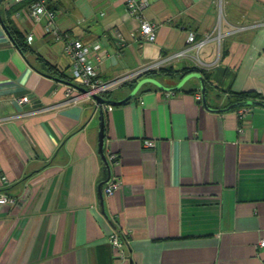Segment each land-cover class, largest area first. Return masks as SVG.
I'll use <instances>...</instances> for the list:
<instances>
[{"label":"crops","instance_id":"1","mask_svg":"<svg viewBox=\"0 0 264 264\" xmlns=\"http://www.w3.org/2000/svg\"><path fill=\"white\" fill-rule=\"evenodd\" d=\"M147 2L154 42L126 0L50 2L60 39L28 15L29 1L0 0V119L11 117L0 122V195L17 201L0 204V264H264V107L218 111L240 93L264 103V0ZM219 19L224 32L258 26L208 42L163 68L174 76H159L173 87L184 69L200 68L209 108L194 77L171 96L144 85L105 112L104 154L117 156L108 163L121 180L106 196L99 109L85 97L61 105L74 85L64 38L100 45L99 77L109 80L183 49L189 33L204 38ZM113 232L124 236V257L108 243Z\"/></svg>","mask_w":264,"mask_h":264},{"label":"built area","instance_id":"2","mask_svg":"<svg viewBox=\"0 0 264 264\" xmlns=\"http://www.w3.org/2000/svg\"><path fill=\"white\" fill-rule=\"evenodd\" d=\"M13 2H25L29 1V12L28 15L35 20L36 22H41L42 20L45 22V30L48 34L54 36V38L60 39L61 36L56 29V11L48 6V4L55 0H12ZM126 6L128 13L136 18L140 25V33L143 38L148 42H154L155 40V25L149 22L143 15L144 10L148 6L147 0H126ZM258 24H252L249 26H234L227 32L221 30V22L220 19L216 24L213 32L196 40V37L193 33H189L186 39V45L183 49L174 52L172 54L166 55L164 57L159 58L138 70L133 72H129L123 74L119 77L103 80L99 77V66L102 62V51L100 45H84L79 40L65 37V52L70 57L72 65H71V79L74 86H67L65 91V100L61 103V105H69L72 103H76L81 98H89L92 99V96L97 95L104 97L106 94H110L114 90L128 84L132 81H135L139 77L144 76L146 73L159 71L161 68H164L166 65L184 58L189 55L190 52L196 51L199 52L201 48H203L208 42L216 41L218 44L226 37L235 34L237 32H241L248 28H255ZM32 40L31 36L27 37V41L30 42ZM199 61V59H197ZM80 89L84 90L81 91ZM173 92H168L167 96L173 95ZM105 98V97H104ZM195 98L198 102L202 101L201 92L196 93ZM20 103L28 102V97H22L19 99ZM95 103V102H94ZM96 107H98L96 105ZM104 110H110V105H104ZM247 109L243 108L238 111V118L242 120L245 116ZM10 118H1L0 122H3ZM239 132H242V128H239ZM144 148L151 149L154 147L153 140H145L143 142ZM108 161L113 164H118L117 156L111 154L108 158ZM121 187V180L118 177H113L109 181V183L104 188V194L108 197L114 195V193L119 190ZM0 204L1 205H15L17 201L14 198H11L7 195H0ZM121 234L118 232H113L108 237V243L113 248H118L120 252V256L124 257L125 252L123 250V239ZM124 237V236H123ZM260 247H264V240H262L259 244Z\"/></svg>","mask_w":264,"mask_h":264},{"label":"water","instance_id":"3","mask_svg":"<svg viewBox=\"0 0 264 264\" xmlns=\"http://www.w3.org/2000/svg\"><path fill=\"white\" fill-rule=\"evenodd\" d=\"M197 78L200 82V90H201V95H202V104L205 108H209L208 102H207V98H206V85H205V80L204 77L201 73L199 72H192L189 73L187 75H184L180 81L173 87H166L164 86L162 83H160L157 79L151 78V77H145L141 80H139L135 86L133 87V89L131 90V92L122 100H111V99H107L101 96H97L94 95L92 96V100L95 102V105H97L98 107H96L97 109H99V133H98V154L100 155V158L102 160V162L104 163V166L107 170V175L106 178L104 180H102V182L100 183V189L104 184H108L109 181L111 180V175H110V166L109 163L105 157L104 154V127H105V110L103 108L104 105H110V106H116V105H121L123 103H126L128 101H130L132 98L135 97L136 94L139 93L141 87L145 84H152L154 86H156L157 88H159V90L164 91V92H178L182 89V87L184 86V84L186 83L187 80H189L190 78ZM55 80H59L62 81L60 79L54 78ZM69 86H73L76 87L72 84H68ZM81 91H84L82 89H80ZM248 106H260V107H264V103L260 102V101H255V100H246V101H241V102H237L234 104L229 105L228 107H226L225 109H221L218 111L226 112V111H231L235 108H242V107H248ZM220 113V112H219Z\"/></svg>","mask_w":264,"mask_h":264},{"label":"trees","instance_id":"4","mask_svg":"<svg viewBox=\"0 0 264 264\" xmlns=\"http://www.w3.org/2000/svg\"><path fill=\"white\" fill-rule=\"evenodd\" d=\"M10 35L15 43V45L18 47V49H20V51L22 53H27L29 52L28 48L26 47V44L24 43V40L21 36L20 33L12 30L10 28ZM46 64V63H45ZM47 65V64H46ZM192 72H199L203 75L204 77V80H205V85H206V97H207V83L209 81V77L204 73V71H202L200 68H197V67H192V68H186L183 70V73H182V77L184 75H187L189 73H192ZM164 73H168L169 75H172L174 76L172 73V71L170 70H165L163 68H161L159 71H153V72H149V73H146L144 76L145 77H151V78H154V79H157L159 81V76H163ZM167 75V74H166ZM176 75V74H175ZM181 77V78H182ZM125 85H129L131 89H133L134 85H135V81H132L131 83H128V84H125ZM145 85H151L153 87L156 88V86L152 85V84H145ZM144 86V85H143ZM252 94L251 93H240V94H237L234 98V102H232L231 104H234V103H237V102H241V101H246L248 100L249 97H252V98H255V96H251ZM105 98H109L110 97V94H106L104 95Z\"/></svg>","mask_w":264,"mask_h":264}]
</instances>
